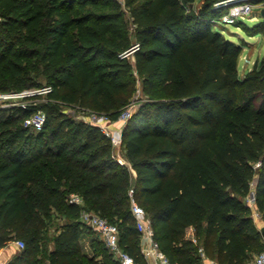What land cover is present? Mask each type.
Returning <instances> with one entry per match:
<instances>
[{"label":"trees","instance_id":"16d2710c","mask_svg":"<svg viewBox=\"0 0 264 264\" xmlns=\"http://www.w3.org/2000/svg\"><path fill=\"white\" fill-rule=\"evenodd\" d=\"M123 1L132 37L107 0H0V91L37 86L29 73L40 64L49 100L112 121L138 80L146 97L121 131L130 170L97 126L54 104L40 106L39 131L23 125L38 106L0 107V249L24 244L6 264H39L53 218L63 222L46 264H119L96 239L97 253L82 251L93 231L71 194L116 224L120 247L147 264L130 189L170 264H246L264 250L247 202L253 195L264 222V61L238 77L241 47L215 28L225 0Z\"/></svg>","mask_w":264,"mask_h":264},{"label":"rangeland","instance_id":"374dc122","mask_svg":"<svg viewBox=\"0 0 264 264\" xmlns=\"http://www.w3.org/2000/svg\"><path fill=\"white\" fill-rule=\"evenodd\" d=\"M111 7L117 8L122 14V17L127 21L128 25V34L130 37L133 36V26L130 23V18L128 14V9L123 0H107ZM191 6L193 8H197L201 4V0H190ZM187 3V2H186ZM189 3V2H188ZM251 3V2H250ZM242 4L238 3H228L225 5V10L223 14L217 17V24H215V28L219 30V32L226 39L231 42L239 45L241 47V53L238 58L237 63V74L240 79H243L245 75L253 69L255 64H260L264 61V30L260 33H256L259 29L260 24L264 23V19L261 17L260 12L264 9V1L252 2L251 8L248 12H243L241 16H238L232 24H225L221 22V17L225 14H228L233 8H238ZM111 7L107 8H98V12H108ZM135 44H133L134 46ZM132 46V47H133ZM131 47V48H132ZM36 65L38 63H35ZM37 71L34 73H29L31 80L37 82V86H26V87H11L7 91H0V107L5 108L9 106H27L33 105L38 106V110L30 112V115L26 118H30L34 116L37 112H41L45 114L43 108H40L41 105L45 104H54L58 110L65 113L68 117L84 121L89 124L90 123V113L85 111L80 106H66L57 101H52L47 98V95L43 90L48 87V81L45 80L44 75L39 71L41 69V65H37ZM29 71L34 69L29 68ZM23 94V95H22ZM40 94V99H33L32 95ZM146 100L145 95L142 92L141 82L138 80L137 82V91L134 97L125 104L121 111H127L129 116L127 120L137 111V109L141 106L142 102ZM257 104V103H256ZM25 119V120H26ZM25 120H23V125ZM126 120V121H127ZM109 122L104 123L110 129L111 133L114 134L118 139L121 137V131L126 123L108 120ZM116 124V128L113 129L112 125ZM31 128V127H30ZM33 129V128H31ZM34 130V129H33ZM113 146V145H112ZM115 158L121 161V165H125L130 170V163L125 158V154L123 148L121 146L117 149L113 146ZM82 211H88L84 204L82 203ZM63 222L62 218H53L52 224L50 225L48 234H46L42 240L44 253L39 260V264H45V256L48 250L53 246L52 238L54 236L55 228ZM94 234V233H93ZM17 249L18 246L16 245Z\"/></svg>","mask_w":264,"mask_h":264},{"label":"built area","instance_id":"2783aa9c","mask_svg":"<svg viewBox=\"0 0 264 264\" xmlns=\"http://www.w3.org/2000/svg\"><path fill=\"white\" fill-rule=\"evenodd\" d=\"M250 2L252 3L253 0H225L221 2L223 5H227L228 3L242 4L238 8H233L228 14L223 15L221 17V22L225 24H232L238 16H241L243 12H248L250 10ZM137 48L138 45L135 44L131 50H135ZM50 91L51 87H47L43 90L45 93ZM128 116L129 113L127 111L121 112L116 121L125 122ZM45 119V114L37 112L34 116L25 120L24 126L31 127L35 131H39L41 130ZM108 120L109 117L105 114L90 113V123L97 126L106 137L110 138L112 145L118 149L121 145V138L118 139L114 136L108 126L104 124L106 122L108 123ZM118 163H121L119 159ZM128 196L131 198V211L135 218V226L141 236L140 248L143 257L147 260H152L154 264H170L166 256L159 249L157 242L154 240L153 229L143 207L140 206L133 198V189L128 191ZM68 202L78 205H82L83 203L82 198L77 194L69 195ZM247 202L250 207L252 205L254 206L253 195L247 198ZM254 214L258 215V212H253V215ZM80 220L84 224L89 225L99 235L107 250L118 260L119 264H136L133 258L120 247L119 233L116 224L109 222L107 219L92 211H81ZM14 242L19 249L23 248L24 244L21 240H16ZM252 264H264V250L254 256Z\"/></svg>","mask_w":264,"mask_h":264},{"label":"crops","instance_id":"0c3cea01","mask_svg":"<svg viewBox=\"0 0 264 264\" xmlns=\"http://www.w3.org/2000/svg\"><path fill=\"white\" fill-rule=\"evenodd\" d=\"M111 127L115 129L117 126L116 124H114ZM251 208L253 209V212L255 213L257 212L255 209V205L254 206L252 205ZM253 223L258 229L264 226V222L259 214L253 215ZM87 227H89L94 234L84 232L80 239V244L82 247V251L88 256H92L93 254L97 253L96 251L98 250V248L95 246L94 240L96 239L101 242L102 240L100 239L99 235L89 225H87ZM187 237L193 238L192 228L187 230ZM50 249H52V247ZM18 252H19V248L17 249L14 241L7 243L2 249H0V264H6L7 262H9L12 258H14L18 254ZM145 260L147 264H154L152 260H147V259ZM46 262L47 260L45 259V264ZM202 264H217V263L204 258L202 260ZM246 264H252V260L247 262Z\"/></svg>","mask_w":264,"mask_h":264},{"label":"water","instance_id":"95a60500","mask_svg":"<svg viewBox=\"0 0 264 264\" xmlns=\"http://www.w3.org/2000/svg\"><path fill=\"white\" fill-rule=\"evenodd\" d=\"M260 15H261V17L264 19V9L261 10ZM133 51H134V50H131V51L128 52L126 55L131 54ZM260 231H261L262 237H263V239H264V226L260 228Z\"/></svg>","mask_w":264,"mask_h":264}]
</instances>
